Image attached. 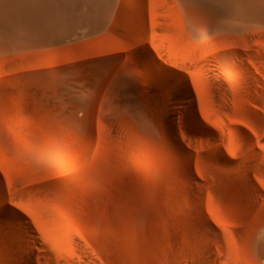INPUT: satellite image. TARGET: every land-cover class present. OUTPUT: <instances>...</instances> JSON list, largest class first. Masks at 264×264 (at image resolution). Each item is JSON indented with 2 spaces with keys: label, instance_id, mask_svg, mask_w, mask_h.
Returning a JSON list of instances; mask_svg holds the SVG:
<instances>
[{
  "label": "rangeland",
  "instance_id": "rangeland-1",
  "mask_svg": "<svg viewBox=\"0 0 264 264\" xmlns=\"http://www.w3.org/2000/svg\"><path fill=\"white\" fill-rule=\"evenodd\" d=\"M9 1L0 186L34 233L0 206V264L46 235L57 262L264 264V0H110L41 28Z\"/></svg>",
  "mask_w": 264,
  "mask_h": 264
},
{
  "label": "bare ground",
  "instance_id": "bare-ground-1",
  "mask_svg": "<svg viewBox=\"0 0 264 264\" xmlns=\"http://www.w3.org/2000/svg\"><path fill=\"white\" fill-rule=\"evenodd\" d=\"M6 1L7 0H3L4 3L2 4V6L4 8L7 7ZM10 1H12V2L14 1V3L17 4L21 8L20 10H22V12L24 10V13H25L24 16L27 19H29L28 21H30V23L32 22V24L33 23L35 24L34 26H37L40 28L41 27H47L48 26L47 24H49L50 26H51V24L53 25V23L55 22V20H54L55 18H59V19H65V18H71V17L75 18V12H76L75 10H76V8H78L80 6L84 7V9L86 11V16H88L89 18H93L96 15L97 10L105 13V11H107L111 6L110 0H10ZM18 6H16V7L19 8ZM2 8H0V9H2ZM4 8L2 9L3 11H4ZM1 13L5 14L6 12L1 11ZM0 15H2V14H0ZM24 16H23V19L26 20V18ZM0 20H3V17H1ZM1 22H3V21H1ZM55 24H56V22H55ZM44 25H46V26H44ZM1 26H3V23ZM8 26H10V25H8ZM3 27L6 28L5 26H3ZM11 28H12V26H11ZM7 29L8 28H6V30ZM140 53L142 55V58H144L146 61L144 64V65H146L145 67H148L152 73L157 74L158 76H160V78H163L164 80H167V78H169V74H171L172 70H169L168 68L162 66L161 63H159V61H157L155 56L149 50L142 49L140 51ZM169 79H171V78H169ZM181 82H182V84L179 86V97L181 99H183L185 102L190 103L191 102L190 101L191 94H192L191 88L189 87L188 83L184 79H181ZM171 95H170V99L173 101L172 103L176 104L175 109L181 108L178 105V102H179L178 99L175 98L173 96V94H171ZM170 122H171V120H170ZM171 130L174 134L175 133V125L173 122H171ZM181 154L187 158V166H186L185 173L189 178L192 179L193 178V171L189 167L190 162H191V157L183 149H181ZM216 154L219 157V159L224 160V156H223V153H221V151H216ZM248 184H249V186L254 187V185L252 183L249 182ZM4 197H5V193L0 186V206H1L2 212L7 216L14 217V219L17 218L21 222V224H22L21 226L23 227L24 232H26L28 234H33L34 232H33V227H32L31 221H29L27 217H25L23 214H21V212L16 211V209H14L13 206L11 207V206L7 205ZM197 212L201 217L205 216L204 210L202 209V206L199 203H197ZM205 224L207 225V227L213 229V226L211 225V223L205 221ZM11 233H12V231H11ZM56 235H55V237H57V236L60 237L59 234L57 236ZM50 236H52V235H50ZM50 236L48 237L46 235V236H44V238L42 237L43 244L41 243V245L39 247L38 246H32L31 244H29L30 242H28V240H27L28 243L25 242V240H24V243L22 244L23 245L22 248L24 251V255L22 257V264H60V263H62V264H84L85 263V262L84 263L83 262L82 263H76L72 258L65 257V256H61V259H60L61 261L57 262V258H56L57 256L55 255V251L60 250V244L57 240L52 239ZM21 237L16 238V236H14L13 238L20 239V241L22 242ZM13 241L16 242V240H13ZM39 249L41 250V253H43V256H42V254L39 253L40 252ZM208 255L209 256L212 255L211 246L208 247ZM209 262H210V260H209Z\"/></svg>",
  "mask_w": 264,
  "mask_h": 264
}]
</instances>
